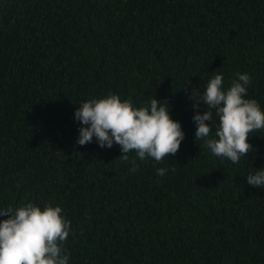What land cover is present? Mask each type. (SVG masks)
I'll use <instances>...</instances> for the list:
<instances>
[{
    "label": "trees",
    "instance_id": "obj_1",
    "mask_svg": "<svg viewBox=\"0 0 264 264\" xmlns=\"http://www.w3.org/2000/svg\"><path fill=\"white\" fill-rule=\"evenodd\" d=\"M237 73L264 111V0H0V208L61 207L68 264H264V188L246 181L264 129L237 164L195 141L193 103ZM109 94L167 99L176 155L131 152L130 172L119 145L77 144L75 110Z\"/></svg>",
    "mask_w": 264,
    "mask_h": 264
},
{
    "label": "clouds",
    "instance_id": "obj_2",
    "mask_svg": "<svg viewBox=\"0 0 264 264\" xmlns=\"http://www.w3.org/2000/svg\"><path fill=\"white\" fill-rule=\"evenodd\" d=\"M238 79L231 86L224 87V77L214 75L209 80L203 95L193 89L190 97L200 96L207 107L201 114L193 116L196 125L195 141H203V147L217 157L234 164L241 157L253 151L248 142L251 133L264 129V111L254 99L245 98L251 77L237 73ZM74 118L81 124L77 144H89L95 138L101 148L120 146L121 161L132 165L130 172L138 171L137 159L153 158L157 163L179 151L185 133L179 121L170 116L167 99L158 101L155 97L141 107H134L130 100H121L119 95L109 94L99 99H90L79 104ZM218 124L212 136L213 111ZM136 158L130 159L129 153ZM168 169L158 168L156 175L163 177ZM175 171V169H172ZM247 184L264 188V168L250 173ZM0 264H68L69 254L63 244L71 232V223L62 215V208L46 204L43 209L35 203H27L16 209L0 208Z\"/></svg>",
    "mask_w": 264,
    "mask_h": 264
}]
</instances>
